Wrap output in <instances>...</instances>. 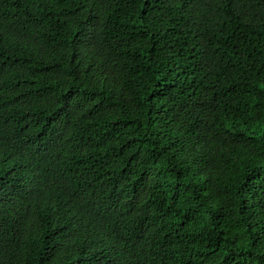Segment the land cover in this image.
<instances>
[{
    "label": "trees",
    "instance_id": "1",
    "mask_svg": "<svg viewBox=\"0 0 264 264\" xmlns=\"http://www.w3.org/2000/svg\"><path fill=\"white\" fill-rule=\"evenodd\" d=\"M0 264H264V0H0Z\"/></svg>",
    "mask_w": 264,
    "mask_h": 264
}]
</instances>
